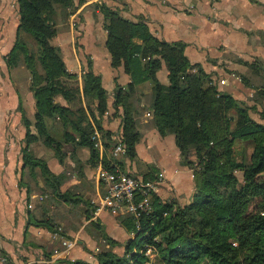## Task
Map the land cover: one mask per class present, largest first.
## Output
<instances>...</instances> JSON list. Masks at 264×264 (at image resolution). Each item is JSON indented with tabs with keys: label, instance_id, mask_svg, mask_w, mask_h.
<instances>
[{
	"label": "trees",
	"instance_id": "1",
	"mask_svg": "<svg viewBox=\"0 0 264 264\" xmlns=\"http://www.w3.org/2000/svg\"><path fill=\"white\" fill-rule=\"evenodd\" d=\"M16 4L18 35L6 64L10 68L23 65L30 74L34 133L23 115L27 133L22 154L24 167L30 173L36 169L40 172L42 195L48 197L49 192L63 200L68 198L67 192L60 191L65 177L54 175L44 160L32 155L30 146L36 142L58 159L64 156L66 147L86 148L91 167L101 161L104 168L111 169L114 161L110 154L118 140L125 151L121 158L134 159L140 133L136 120L139 109L133 98L144 84L150 87L148 104L155 129L162 137H174L180 164L193 176V193L187 204L179 206L175 200L152 195L150 211L137 220L130 214L116 216L126 234L136 236L133 241H125L121 254L113 252L117 242L95 221L91 225L102 230L101 239L108 248L103 244L93 262L65 259L55 264H145L141 251L150 246L158 253L153 264H264V123L254 121L243 103L210 88L211 75L188 60L184 43L158 40L145 23L128 21L102 5L99 10L111 67H121L129 77L126 86L116 85L114 89L112 105L122 113L120 133L112 134L102 127L107 94L100 77L88 64L80 88L76 76L68 74L59 49L50 45L58 21H66L74 10L73 0H16ZM21 34L32 38L35 50L28 48ZM162 65L167 69V85L157 79ZM57 98L68 106L57 103ZM251 99L254 103L264 101V87ZM259 120L264 121V108ZM93 127L104 141L101 160L91 141ZM237 141L249 152L240 147L236 152ZM235 172L243 174L242 183ZM255 198H259V205L250 212ZM92 212L93 208L91 217ZM28 225L64 237L53 221L42 218ZM3 260L9 264L6 258Z\"/></svg>",
	"mask_w": 264,
	"mask_h": 264
},
{
	"label": "crops",
	"instance_id": "2",
	"mask_svg": "<svg viewBox=\"0 0 264 264\" xmlns=\"http://www.w3.org/2000/svg\"><path fill=\"white\" fill-rule=\"evenodd\" d=\"M74 10L66 21L57 27L50 45L60 51L68 74L75 75L81 88V76L87 65L100 77L107 94V111L102 118V127L112 134L121 130L120 108L113 107L114 89L126 86L129 77L121 67L112 68L106 50V31L99 6L116 10L121 17L131 22H143L148 31L158 40L182 42L184 54L191 63L200 64L206 73L215 72V60L226 59V94L249 108L250 117L259 123V112L264 101L254 103L253 94L264 87V0H73ZM19 16L16 0H0V264H55L58 260L93 262V254L57 248L66 238L44 227L28 225L39 221L34 214V201L29 200L31 183L25 178L30 172L23 164L22 149L25 148L26 128L23 115L31 124L35 103L30 90L29 71L20 65L10 68L6 58L14 47L18 35ZM158 81L168 84L167 69L162 65L157 73ZM245 80V84L241 81ZM150 96L149 84L138 89L133 101L139 111L137 130L139 142L135 146L133 160L123 159L125 171L138 178L150 179L156 173L164 176V187L158 195L161 199H174L185 205L193 193V176L190 169L180 164L178 149L172 135L160 136L150 122L146 98ZM57 103L68 106L61 98ZM83 102V100H82ZM139 103V104H138ZM138 104V105H137ZM34 145L30 146V149ZM32 150V149H31ZM61 159L46 154L36 158L46 162L54 175H63L65 181L60 191L80 185L81 179L90 174L94 193L91 203L105 194L104 186L95 181L96 168L89 163V151L78 147H66ZM69 151V152H68ZM71 156L73 158H71ZM83 170L79 175L74 172ZM69 165L71 174L65 173ZM83 165V166H82ZM74 167V168H73ZM91 167V168H90ZM141 173V177L137 176ZM43 181V180H42ZM83 183V180H82ZM76 194L79 196V192ZM28 204L32 205L28 209ZM96 221L104 232L119 243L129 239L114 216L101 212ZM62 231V229H61ZM73 230L66 236H74ZM124 233V234H123ZM77 234V233H76ZM90 250L98 248L95 239L84 234ZM102 241L100 245H103ZM90 254V255H89ZM49 257V258H48Z\"/></svg>",
	"mask_w": 264,
	"mask_h": 264
},
{
	"label": "rangeland",
	"instance_id": "3",
	"mask_svg": "<svg viewBox=\"0 0 264 264\" xmlns=\"http://www.w3.org/2000/svg\"><path fill=\"white\" fill-rule=\"evenodd\" d=\"M58 25L57 27L60 25V23H63L61 21H58ZM21 40L24 41V43H26L28 45V48L30 50H35V44L32 40L31 37L25 35V34H21ZM215 72H211V73H207L211 75V82L210 84H208V86H210V88H215L216 92H220V93H225L226 94V85L225 86H221L219 85V82L221 80H226V59H221V60H215ZM241 81V80H240ZM243 82V84H245V80L241 81ZM150 90V87H149ZM211 93V92H210ZM211 98V96H209ZM209 97L207 96L206 99H209ZM149 100H150V96H148L146 98V106L149 109ZM140 113L142 114V109H139ZM150 117V122L153 125V120H152V114L149 110V114ZM154 127V125H153ZM58 129V126L54 127V130ZM56 132H53V134H55ZM56 135V134H55ZM34 146L30 149L31 153L33 156H38V157H45L46 154H51L54 156V153L47 147L43 146V144H41L40 142H36L33 144ZM245 145L242 144L241 142L237 141L235 144V148H236V152H238L239 147L240 148H245L248 152H249V148L248 147H244ZM71 158H73L71 156ZM192 160H194V158H192ZM123 162V160H122ZM75 168L73 169L74 172L76 174L79 175V172L81 171V174L83 176V170H79L77 169L76 164H74ZM67 167H65V173H68L69 175L72 172V169L69 165H66ZM83 166V165H82ZM123 166V165H122ZM91 168V167H90ZM123 169L125 170V165L123 166ZM189 169V168H188ZM137 176L141 177V173H137ZM235 175L237 176L238 180L240 183H242L243 181V174L241 172H235ZM135 176V174H134ZM84 179H81L80 185L75 186V187H68L66 190L67 194H68V198H71V200H63L59 197H55L53 195H51L48 192V197H46L44 200L42 201H34L33 204H35L33 210H34V214L38 217L39 220H41L42 218L50 220L51 222L53 221L54 224H56L58 226V228L62 229V233L64 234V238L66 239H70V240H76L77 241V246L73 249L76 251H83V249L90 253L93 254V256L95 255V251L87 249L88 247L86 245H84L83 248H81V242L85 243V236L84 234L88 235L92 241H94L93 239H95V245H99L97 246L99 248V250H101L102 245H100V243L103 241L101 239V235L100 232L103 230L101 229H97L94 225L92 224V217L90 215L91 210H92V206L93 204L91 203V199L93 197V189H94V185L92 183L93 178L90 176V174H88L86 176V174L84 173L83 176ZM26 181L30 182L31 184V192L32 193H37V194H41L42 190H44L43 188V181L42 178L40 176V172L38 169H36L34 172L27 174ZM83 180V183H82ZM79 192V196L76 194V192ZM31 193V194H32ZM65 193V191L63 192ZM74 200V201H72ZM174 202L177 203V201L175 200ZM179 206H183L182 204L177 203ZM259 205V198H255L253 199V202L249 208V211L252 212L253 209L257 208V206ZM116 218V217H115ZM94 222V221H93ZM100 226V225H99ZM68 230H73L76 231L74 232V236L68 237L66 236V231ZM104 232V230H103ZM77 233V234H76ZM124 234V233H123ZM124 243H119L121 244L123 247L122 249H119L120 251H118V254H121L124 251ZM118 244V243H116ZM60 245L57 242V248H59ZM117 246V245H116ZM115 246V249L117 248ZM63 248V247H60ZM59 248V249H60ZM104 249V247H103ZM89 254V255H90ZM74 260H79L77 259V257H74ZM11 264V263H9ZM30 264H34V263H30Z\"/></svg>",
	"mask_w": 264,
	"mask_h": 264
},
{
	"label": "built area",
	"instance_id": "4",
	"mask_svg": "<svg viewBox=\"0 0 264 264\" xmlns=\"http://www.w3.org/2000/svg\"><path fill=\"white\" fill-rule=\"evenodd\" d=\"M219 85L225 86L226 81L221 80ZM115 139V137H112ZM91 141L94 148L99 153L101 160L102 155L105 152L104 141L101 138L100 133L93 127L91 134ZM116 144L110 154L114 163L111 165V169H106L102 166L101 161L97 163L95 170V181L98 184L104 186L105 194L99 196L98 199L92 202L93 212L92 218L95 219L101 212H107L111 216H118L119 214H130L137 220L142 213H148L150 211V197L152 195H159L162 188L164 187V176L163 174L156 173L152 175L150 180H144L128 174L120 166V158L124 154V148L118 140H115ZM118 141V142H117ZM46 198V195L32 193L29 195L30 201H42ZM170 199L168 201H173ZM28 209L32 208L31 204H28ZM139 230L137 226L136 231ZM61 231V228H59ZM62 232V231H61ZM135 234L129 235V240L135 239ZM65 251L72 250L76 245V240L66 239L61 243ZM108 248V245H103ZM95 254L100 250L96 248ZM144 257L146 258L145 264H153L158 253L153 246L146 247L142 250Z\"/></svg>",
	"mask_w": 264,
	"mask_h": 264
}]
</instances>
